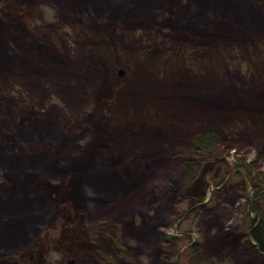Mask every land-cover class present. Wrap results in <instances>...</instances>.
Segmentation results:
<instances>
[{"label":"rangeland","instance_id":"1","mask_svg":"<svg viewBox=\"0 0 264 264\" xmlns=\"http://www.w3.org/2000/svg\"><path fill=\"white\" fill-rule=\"evenodd\" d=\"M205 129L233 149L177 189ZM238 148L264 161L257 0H0V264H262Z\"/></svg>","mask_w":264,"mask_h":264},{"label":"trees","instance_id":"2","mask_svg":"<svg viewBox=\"0 0 264 264\" xmlns=\"http://www.w3.org/2000/svg\"><path fill=\"white\" fill-rule=\"evenodd\" d=\"M257 2L260 4L261 8H264V0H257ZM36 43V42H35ZM34 44V43H33ZM35 45V44H34ZM27 58V61L25 59ZM9 65L13 67L11 69L12 71H18L23 68H29L28 63L30 62L31 58L25 54H16V55H10L8 58ZM191 145L189 146L190 154L185 157L181 162L176 163L175 166L171 168L177 167L181 174V181L179 182V186L177 189H183L189 184L193 183L194 180L199 175V170L202 168V160L208 159L210 157L213 158V156H225L226 153H228L232 147L227 143V141H224L221 137V135L215 131L210 129H205L193 137L191 139ZM68 146V145H67ZM70 149L66 150V153ZM245 148H238L236 149L235 156V166L237 169H240L238 173H241L243 176H245L249 183H250V191L248 196V204L246 209V219L244 220V225L247 227V236L249 237L248 242H246V246L248 247V253H252L255 257H261L264 264V161L261 159H257L254 162H248L247 160V153L248 150ZM25 155V154H22ZM68 155V154H67ZM210 156V157H209ZM22 161V165L24 167H28V170L34 171L39 169L34 166H31V164L28 165V161H26V158L22 157L20 158ZM50 181L54 182V178L50 177ZM170 183V182H169ZM171 186V185H170ZM169 186V188H170ZM176 189V190H177ZM175 190V191H176ZM172 191V189H171ZM180 191V190H178ZM176 191V192H178ZM173 192V191H172ZM174 192V193H176ZM171 193V192H170ZM181 194L179 195V197ZM174 200V199H173ZM165 232L161 229L155 234L158 235V238L161 242L167 243L170 240L173 241L177 237H168ZM251 241V242H250ZM243 243H239V245H242ZM23 246V245H21ZM24 251V247L21 249L16 250L13 254L22 255ZM177 250H174L171 248L169 252L164 250L165 253L162 255L161 264H180V261L178 259H172L171 256H174L173 254H176ZM128 255L131 257L130 251L126 250ZM198 253H196L201 258L207 259L208 264H226L227 263V257L228 253L222 254L223 260L219 263L215 261L213 258V254H208L204 249L203 245L198 246ZM253 257L252 259L255 260ZM192 261V260H191ZM226 261V263H224ZM206 263V264H207ZM229 264V263H227Z\"/></svg>","mask_w":264,"mask_h":264},{"label":"water","instance_id":"3","mask_svg":"<svg viewBox=\"0 0 264 264\" xmlns=\"http://www.w3.org/2000/svg\"><path fill=\"white\" fill-rule=\"evenodd\" d=\"M121 73H122V71H121ZM31 258H32V256H31ZM65 264H75V260H73V259H67V261H66Z\"/></svg>","mask_w":264,"mask_h":264},{"label":"bare ground","instance_id":"4","mask_svg":"<svg viewBox=\"0 0 264 264\" xmlns=\"http://www.w3.org/2000/svg\"><path fill=\"white\" fill-rule=\"evenodd\" d=\"M152 230H154V228H151V229L149 230L150 235H151V233H152ZM150 235H149V237H150ZM148 239H149V238H148Z\"/></svg>","mask_w":264,"mask_h":264},{"label":"flooded vegetation","instance_id":"5","mask_svg":"<svg viewBox=\"0 0 264 264\" xmlns=\"http://www.w3.org/2000/svg\"><path fill=\"white\" fill-rule=\"evenodd\" d=\"M237 169V168H236ZM237 171H240V169H237Z\"/></svg>","mask_w":264,"mask_h":264}]
</instances>
